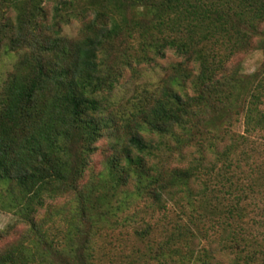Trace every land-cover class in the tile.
<instances>
[{"label":"trees","instance_id":"trees-1","mask_svg":"<svg viewBox=\"0 0 264 264\" xmlns=\"http://www.w3.org/2000/svg\"><path fill=\"white\" fill-rule=\"evenodd\" d=\"M168 49L181 60L135 105L127 140L84 182L114 122L101 116L107 96L133 59ZM252 49L264 50V0H0V62L20 53L0 81V209L28 227L0 264H225L198 249L211 235L234 256L229 264H264V234L249 222L264 176L239 151L264 142V62L253 74L230 63ZM175 154L184 165L169 162ZM60 198L64 206L52 203ZM129 209L145 248L118 256L106 232L131 221L117 227Z\"/></svg>","mask_w":264,"mask_h":264},{"label":"rangeland","instance_id":"rangeland-1","mask_svg":"<svg viewBox=\"0 0 264 264\" xmlns=\"http://www.w3.org/2000/svg\"><path fill=\"white\" fill-rule=\"evenodd\" d=\"M50 10L52 8L51 5L47 6ZM19 52H11L9 54L2 53L1 56V62H0V81L5 80L9 74L13 71L14 65L16 61L18 60ZM178 60H181V58L175 54V52L171 49H168L162 58H157L155 61H142L140 63H137L134 59L132 60V66L125 68L123 71V76L120 78V81L111 94V96H107V100L105 101L104 110L101 113V116L110 117L111 119H114V122L111 123L110 127L103 129L102 138L97 143L98 149L95 152L91 169L88 171L86 178L84 179V182H87L89 178L96 176L98 173H100L104 169L105 162L107 158L114 154V148L113 144H115L118 141H122L124 139L127 140V132L125 127L128 126L127 117L131 111L134 113L136 112L137 108H135V105L139 102H142L144 95L151 94L158 85V83L169 76L170 74V66L177 62ZM264 62V50L261 49H252L244 53L237 54L233 56L231 59V65L233 67H240L241 71L245 74H253L255 73L263 64ZM131 125L133 122H129ZM234 131L237 134H242L243 132V122L241 124V121H238L235 125ZM143 135L146 139L153 138L154 140H157V137H155L152 134H149L148 132H143ZM229 139V138H227ZM225 140L224 142L218 143V149L223 151L226 149V145H228L229 140ZM248 143V140L246 141ZM263 140L257 139L254 143H249L243 146V148L240 146L239 151H246L251 157L250 162H253V160L258 164V167L260 169V173L256 174L257 176L263 177L264 171H262V168L264 167V164L262 163L264 160V142L263 146L261 145ZM193 151V149H191ZM207 158H213V155L211 152H206ZM225 159V158H224ZM227 161V159H225ZM172 165L174 166H181L184 165L180 162L178 159L177 154L173 156L172 159L169 160ZM234 166V163L232 167ZM235 169V167H233ZM244 170H247V167H243ZM234 172V171H232ZM242 177H244V180L247 177L249 173L247 171L245 173H242ZM239 175V171L236 172V176ZM234 175V181L237 178ZM242 185L245 187L244 191L247 196H251L252 192L249 186H245V183L242 182ZM239 188V187H238ZM235 189V186L234 188ZM257 189V187H256ZM66 198H60L55 202H52L53 204L64 206L66 203ZM51 203V201H48ZM256 205L259 206V208H256L253 206V210L251 213V216L254 215V219H249L251 230L254 231V233L258 235L264 234V198H260L256 200ZM132 206V205H131ZM69 208L70 205L64 208L63 211H65L66 214H69ZM41 212L39 213V218H42L45 214V209H41ZM136 213L129 209L125 211L124 213L120 214V222L119 226L122 227V220L125 217H134L131 221H128L124 224L122 228L117 229L115 232L107 230L106 233L109 235L108 240L106 242L113 240L114 245L112 247L114 248L115 252L119 254L118 256L122 255H130L133 253V251H137V249L140 247L143 249L145 248L144 245H142V242L139 241L138 238L134 235V230L138 227L142 226V223L140 221V217L135 215ZM19 217L17 214H15L13 211H7L0 209V232H3V235L0 237V251L3 250L5 247H7L9 244L17 241L20 237H22L23 233L27 230V225L19 220ZM261 224V226L258 224ZM53 225L49 224L47 227L48 229L51 228ZM104 232V234H105ZM104 239L98 238L97 242V249L101 248ZM219 238L214 237V235H211V239L209 242L202 241L201 243H198V249H201L203 246H206L207 248L213 249L215 256L218 260H221L225 264H229L231 259L234 257L231 255L228 251H225L224 248L221 245H218ZM102 250V248H101ZM121 251H124L121 253Z\"/></svg>","mask_w":264,"mask_h":264}]
</instances>
